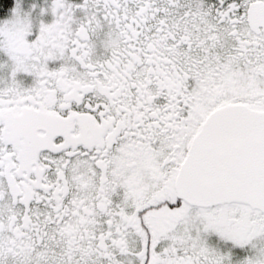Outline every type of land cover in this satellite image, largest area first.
Segmentation results:
<instances>
[{
	"label": "snow or ice",
	"instance_id": "1",
	"mask_svg": "<svg viewBox=\"0 0 264 264\" xmlns=\"http://www.w3.org/2000/svg\"><path fill=\"white\" fill-rule=\"evenodd\" d=\"M0 264H264V0H0Z\"/></svg>",
	"mask_w": 264,
	"mask_h": 264
}]
</instances>
